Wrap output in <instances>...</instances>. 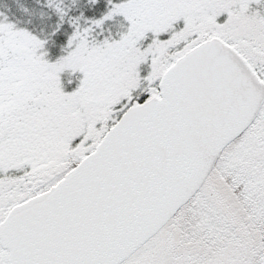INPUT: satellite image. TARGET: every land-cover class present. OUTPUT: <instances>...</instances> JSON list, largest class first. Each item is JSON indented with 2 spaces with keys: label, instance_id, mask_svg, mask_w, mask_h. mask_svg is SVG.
<instances>
[{
  "label": "snow or ice",
  "instance_id": "6c2138e0",
  "mask_svg": "<svg viewBox=\"0 0 264 264\" xmlns=\"http://www.w3.org/2000/svg\"><path fill=\"white\" fill-rule=\"evenodd\" d=\"M0 264H264V0H0Z\"/></svg>",
  "mask_w": 264,
  "mask_h": 264
}]
</instances>
